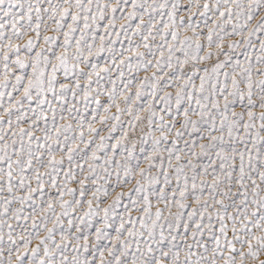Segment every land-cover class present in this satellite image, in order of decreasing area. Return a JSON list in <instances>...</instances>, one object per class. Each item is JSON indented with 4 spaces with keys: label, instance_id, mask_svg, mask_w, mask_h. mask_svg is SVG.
I'll use <instances>...</instances> for the list:
<instances>
[{
    "label": "snow or ice",
    "instance_id": "1",
    "mask_svg": "<svg viewBox=\"0 0 264 264\" xmlns=\"http://www.w3.org/2000/svg\"><path fill=\"white\" fill-rule=\"evenodd\" d=\"M0 264H264V0H0Z\"/></svg>",
    "mask_w": 264,
    "mask_h": 264
}]
</instances>
